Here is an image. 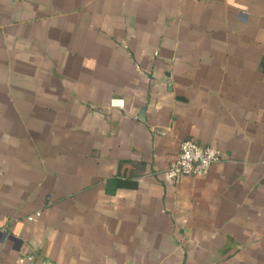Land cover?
I'll return each mask as SVG.
<instances>
[{"label":"crops","instance_id":"0c3cea01","mask_svg":"<svg viewBox=\"0 0 264 264\" xmlns=\"http://www.w3.org/2000/svg\"><path fill=\"white\" fill-rule=\"evenodd\" d=\"M182 139L205 176L166 179ZM24 254L264 264V0H0V264Z\"/></svg>","mask_w":264,"mask_h":264},{"label":"built area","instance_id":"2783aa9c","mask_svg":"<svg viewBox=\"0 0 264 264\" xmlns=\"http://www.w3.org/2000/svg\"><path fill=\"white\" fill-rule=\"evenodd\" d=\"M219 152L211 145L201 144L191 139H182L176 159L165 169L164 175L168 180H175L180 176H205L211 165L218 161ZM38 215V213H36ZM18 262L26 264H54L37 260L31 254H24Z\"/></svg>","mask_w":264,"mask_h":264}]
</instances>
